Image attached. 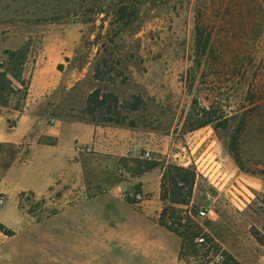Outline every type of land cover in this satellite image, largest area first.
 I'll return each instance as SVG.
<instances>
[{
    "label": "rangeland",
    "instance_id": "obj_1",
    "mask_svg": "<svg viewBox=\"0 0 264 264\" xmlns=\"http://www.w3.org/2000/svg\"><path fill=\"white\" fill-rule=\"evenodd\" d=\"M20 47L26 86L11 79L0 112L121 129L128 151L83 153L81 177L64 190L8 193L0 222L11 225L16 207L20 217L0 232V264H250L264 255L255 240L264 241V0H0V72L19 73L5 52ZM36 72L37 89L51 85L28 106ZM175 166L196 174L188 198V185L172 193ZM169 206L183 217L172 226L189 225L201 245L158 224ZM203 208L215 217L198 216Z\"/></svg>",
    "mask_w": 264,
    "mask_h": 264
},
{
    "label": "crops",
    "instance_id": "obj_2",
    "mask_svg": "<svg viewBox=\"0 0 264 264\" xmlns=\"http://www.w3.org/2000/svg\"><path fill=\"white\" fill-rule=\"evenodd\" d=\"M38 77L39 72H36L30 80L25 99L28 106L40 101L50 89V83L37 89ZM123 134L121 129L108 126L49 120L45 115H33L27 110H2L0 196L6 200L8 193H12L17 200L22 194L42 196L58 188L64 190L66 185L76 183L81 177L83 153L113 156L127 152ZM6 147H12L13 151L8 153ZM64 195L63 191L59 196ZM16 210L14 222L3 224L5 227L14 229L17 225L20 213L17 207ZM233 258L238 259L239 264H249ZM250 264H264V255H259Z\"/></svg>",
    "mask_w": 264,
    "mask_h": 264
},
{
    "label": "trees",
    "instance_id": "obj_3",
    "mask_svg": "<svg viewBox=\"0 0 264 264\" xmlns=\"http://www.w3.org/2000/svg\"><path fill=\"white\" fill-rule=\"evenodd\" d=\"M26 52L28 51L24 50V47L16 48L13 51L9 50L8 52H5L7 60H8L7 63L8 64L13 63L18 68L22 67L26 61L25 60L26 54H27ZM21 70L22 69L20 68L19 73L17 74L14 72V69L9 70L7 68L2 70L3 72H0V93L5 92L6 90H10V87L12 85L11 79L16 80V82L18 83L20 87L24 86L25 88L26 84L24 83V81L19 80ZM15 91H20V89L16 88ZM24 93H25L24 96H26L27 94L26 89ZM1 98H2V95L0 94V99ZM0 105H2L1 102H0ZM59 120H63V119L59 118ZM85 123H88V122H85ZM233 150H234V147L231 149L232 153H233ZM172 169L175 170V171L174 170L171 171L170 178H169V181L172 184V186L174 185V188L172 189V193L174 195L177 194L178 196H180V189L184 187L185 185H188V190H187L188 194L186 195V198H188L190 196L192 186L195 182L196 174L194 172H189L188 173L189 175H186L187 169L183 167L175 166ZM185 200L186 199H181L178 201V200H174V198H171L169 202L170 204H184ZM166 215H167V218L171 220L172 222L171 225L170 224L168 225L167 222L164 220V217ZM182 218L183 217H181L179 214L176 213V210L175 208H173V206H169L167 209L163 208L160 210L157 221L159 225L164 226L169 231L178 234L181 237L182 242L192 244V241L195 239L197 233L191 232V230H189L190 228L189 225L184 226L183 232H179V230H177L176 228L172 226L175 224L176 226L180 227L181 226L180 221L182 220ZM0 232L4 233L5 235L10 234V231L6 230L5 226L1 223H0ZM255 240L264 249V241L260 237H258V235H255Z\"/></svg>",
    "mask_w": 264,
    "mask_h": 264
},
{
    "label": "built area",
    "instance_id": "obj_4",
    "mask_svg": "<svg viewBox=\"0 0 264 264\" xmlns=\"http://www.w3.org/2000/svg\"><path fill=\"white\" fill-rule=\"evenodd\" d=\"M51 122V121H49ZM145 156H148V154L146 153ZM131 199L134 200V202H140L143 200V196L141 193H132V194H129ZM3 198L0 196V206L3 204ZM198 216H200L201 218H204V219H213L215 217V213L213 210L211 209H207V208H203L201 210L198 211ZM204 242V238L202 236H198L194 239V243L196 245H201L202 243ZM221 259V256L218 255L216 256L215 258V261L219 262Z\"/></svg>",
    "mask_w": 264,
    "mask_h": 264
}]
</instances>
